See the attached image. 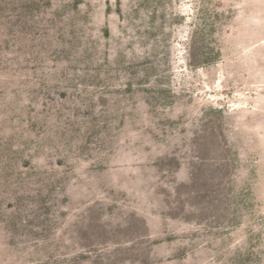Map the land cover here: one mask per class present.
Instances as JSON below:
<instances>
[{
  "label": "rangeland",
  "instance_id": "rangeland-1",
  "mask_svg": "<svg viewBox=\"0 0 264 264\" xmlns=\"http://www.w3.org/2000/svg\"><path fill=\"white\" fill-rule=\"evenodd\" d=\"M0 264H264V0H0Z\"/></svg>",
  "mask_w": 264,
  "mask_h": 264
},
{
  "label": "trees",
  "instance_id": "trees-1",
  "mask_svg": "<svg viewBox=\"0 0 264 264\" xmlns=\"http://www.w3.org/2000/svg\"><path fill=\"white\" fill-rule=\"evenodd\" d=\"M26 252H29V251H26Z\"/></svg>",
  "mask_w": 264,
  "mask_h": 264
}]
</instances>
